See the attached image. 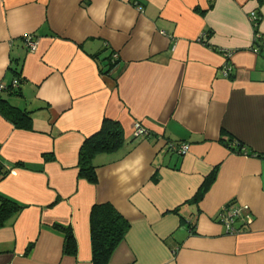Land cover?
<instances>
[{"label": "crops", "instance_id": "1", "mask_svg": "<svg viewBox=\"0 0 264 264\" xmlns=\"http://www.w3.org/2000/svg\"><path fill=\"white\" fill-rule=\"evenodd\" d=\"M13 66L19 92L0 96L31 120L0 114V198L20 206L0 227V264H91L89 212L105 201L130 222L108 264H264V0H0L4 87ZM103 118L124 143L93 158L91 184L77 156ZM227 202L248 206L236 234L215 217ZM53 224L71 228L74 256Z\"/></svg>", "mask_w": 264, "mask_h": 264}, {"label": "trees", "instance_id": "2", "mask_svg": "<svg viewBox=\"0 0 264 264\" xmlns=\"http://www.w3.org/2000/svg\"><path fill=\"white\" fill-rule=\"evenodd\" d=\"M25 38V37H24ZM23 38V39H24ZM22 39V40H23ZM117 57H108V69H111L116 65ZM12 72L14 77L17 78V85H10L3 88L4 90L13 91L18 93L19 89V77L20 68L13 66ZM106 70V72H107ZM2 90V89H1ZM0 90V91H1ZM0 114L5 117L12 126L17 128H29L31 117L28 111L15 107L6 98L0 96ZM141 122V121H140ZM134 134V133H133ZM135 136V135H134ZM140 136V135H139ZM135 136V137H139ZM124 134L122 133V127L120 121L116 119L103 118L102 124L99 130L86 137L80 144L78 151V162L77 171L79 178L85 179L88 183L95 184L97 181V172L95 171L96 166L93 163V158L96 155L103 153H112L123 146ZM185 142H174L173 145H181ZM223 144L235 153L253 154V152L245 151V146L241 144L239 140L228 139L224 140ZM172 145L170 146V150ZM174 152V149H172ZM49 159V156L45 157ZM217 166L208 173L202 181V184L198 187L196 192L185 202L197 204L202 200L205 193L208 191L210 185L214 182V177L217 173ZM20 206L16 203L0 198V227L4 225V222L18 212ZM178 207L174 208L173 211H177ZM217 219V216H215ZM89 232H90V244H91V264H108L112 252L119 245L120 241L124 238L126 233L129 231L130 222L122 216V214L116 210L109 202L105 203H93L89 212ZM53 229L59 231L63 235V254L68 256H74L77 250V244L75 242L74 233L71 228L64 227L62 225L53 224ZM33 243L27 245L29 250Z\"/></svg>", "mask_w": 264, "mask_h": 264}, {"label": "built area", "instance_id": "3", "mask_svg": "<svg viewBox=\"0 0 264 264\" xmlns=\"http://www.w3.org/2000/svg\"><path fill=\"white\" fill-rule=\"evenodd\" d=\"M251 18L254 21V26L257 24V18L255 14L251 13ZM258 35V33H257ZM25 43L29 46L30 50H34L36 48L35 42H32L30 40V36H26V38L23 39ZM227 54V53H226ZM112 57H117L116 53H113ZM228 73L227 70L224 71V74L226 75ZM17 79H14L12 81V86L17 85ZM4 86L0 84V90L3 89ZM133 133L135 136H147L149 134L148 130L143 126V124L140 121H135L133 123ZM172 145V149L179 153H185L188 151L189 143H181V145ZM217 220L219 223L224 226L226 234H236L240 232L241 228H245L247 223L250 222V217L248 213V206L237 204L234 202H227V204H224L217 212H216ZM240 223V226H237L236 223Z\"/></svg>", "mask_w": 264, "mask_h": 264}]
</instances>
